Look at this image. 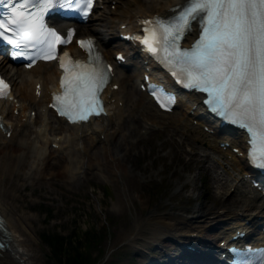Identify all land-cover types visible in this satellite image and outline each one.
<instances>
[{"label":"bare ground","instance_id":"obj_1","mask_svg":"<svg viewBox=\"0 0 264 264\" xmlns=\"http://www.w3.org/2000/svg\"><path fill=\"white\" fill-rule=\"evenodd\" d=\"M185 1L138 0L136 2L132 0L129 6L119 10L117 15H113L115 13L104 5L102 9L99 6L100 15L95 19L103 20L105 27L120 29V25L126 23L128 29H132L140 19L152 16L154 13L165 16L172 14L173 6ZM101 3L106 4V1L104 0ZM79 26L81 28H78V34L96 37L98 28L88 23L79 24ZM192 39L193 36L185 44L189 45ZM97 43L102 49L105 47L102 39H98ZM70 47L72 48L73 45ZM104 51L108 52L105 48ZM0 63L3 67L8 65L6 60H2ZM139 68L141 70V66ZM6 70L9 76L11 75L14 83L12 97L0 101L1 121H3L7 130H11L9 138H3L0 135L2 143L0 147V212L6 218L5 227H0V235L8 243L6 248H0V264H36L34 260L36 258L35 250L31 241L33 232L30 230V227H34V220L32 216L27 214L29 204L26 203V194L23 192L15 193L16 187L18 189H21V187L15 186L12 177L24 171L23 168L28 164L35 166V171L40 174H45V170L55 165V163L57 165L63 163L61 159L68 161L64 165L65 172L57 173L58 176L73 174L80 163L86 162L89 167L101 166L103 161L100 160L98 153L95 162L91 159L86 160L95 139L103 146L105 163L114 169L123 170L120 153L115 152L111 144L117 137H123L122 141L126 139L124 131L127 130L125 127L128 120L132 121L136 127L140 125L143 119L152 120L158 122V124L172 123L179 125L178 128L183 133L186 132L189 135L188 138L180 139L177 134L172 133L163 142L159 143L157 149L170 147L173 158L177 159L178 164H181L182 170L186 168L192 170L198 167L212 181L206 192V196L211 203L202 201L197 202L195 206L183 205L182 207V210L186 212H195L194 218H197V222H193L187 216L180 215V213H177L178 210L175 209L173 212H159L156 208H153L136 218L135 227L128 235L129 239L132 238V241H136L142 236H148L152 238L153 243H156L165 239L171 241V238H175L181 239V241L188 240L194 245H199L200 242L207 241V228L217 223L223 224V227L218 230L221 236L219 242H227L233 235L234 225L253 229V224L258 221V217H264L262 191L254 188L252 182L244 185L240 182L241 180L244 183L248 182L246 176L249 174L244 159L246 156L245 139L226 133L207 132L204 127L206 126L204 124L207 123L197 118L200 111H193L194 105L199 101L200 96L191 94L189 95L190 103L182 100L172 112H163L140 88L135 92L129 88L131 75L118 65L115 66L113 70L115 75L106 89L110 116L91 117L89 121L82 124H68L65 119L57 117L62 127L67 128L70 132L63 139L56 140L52 139L46 132L47 126H49L46 116H34L31 113L37 106H45V104L48 110L52 111L48 107V102L51 100L52 87L58 82L59 71L56 63L52 61L39 62L29 70L12 65ZM116 83H118L117 89L113 87ZM37 84H40L39 94L36 92ZM130 107L137 112H128ZM14 110H17L18 115H15ZM126 112L128 113L127 116ZM11 119H14L15 123ZM195 119L198 120L197 125L194 124ZM31 124L36 125L34 126V135L26 133ZM37 127L38 129H36ZM3 130L5 129L0 127V134ZM167 130V128H163L160 131H155L152 127H149V135L146 140H152L153 133L165 135ZM36 133L39 136L38 138ZM102 133H105V139L102 138ZM194 139L208 144L218 158L214 162L211 161V152L199 150V146L193 142ZM53 141L58 142L60 148H51L48 145L52 144ZM221 142H228L230 146L222 147ZM118 147H120V143H118ZM234 147H238L243 154L235 153L233 151ZM153 148L156 149V146ZM56 151H60V154L53 161L52 153ZM219 166L222 168L221 170L218 169ZM181 180L182 177H179L176 181L178 187L182 186ZM185 188L186 186H182L181 191ZM194 188H197L196 183ZM217 188H222V190H217ZM231 188H234V190H231ZM198 198L199 195L196 200ZM172 208L181 210L179 203H175ZM252 219L251 225H246L244 222V220L251 221ZM190 234L198 235V237L190 238ZM135 245L138 246L140 243L136 241ZM170 251L171 249L168 248L165 253L158 255L166 257V253ZM203 254L204 252L182 253L181 255L169 257L163 264H184L182 263L183 260L190 259L195 262L203 258ZM207 259L209 257L204 258L203 261ZM152 261L155 264L158 259Z\"/></svg>","mask_w":264,"mask_h":264},{"label":"snow or ice","instance_id":"obj_2","mask_svg":"<svg viewBox=\"0 0 264 264\" xmlns=\"http://www.w3.org/2000/svg\"><path fill=\"white\" fill-rule=\"evenodd\" d=\"M0 15V37L29 55L51 59L56 46L72 39L46 22L57 3L78 8L87 15L92 0H6ZM168 19L159 16L142 21L144 34L137 37L157 59L165 63L181 83L208 93V104L227 120L244 126L251 136L252 161L264 168V0H186ZM199 18L201 31L191 47L181 39ZM78 43L89 52L88 61L59 57L64 69L63 92L54 93V107L70 120L87 119L103 110L99 92L106 73L92 55L91 39ZM34 49V51H28ZM35 59L33 60V63ZM6 83L0 79V95ZM167 100L172 94L160 89ZM153 95L168 107L157 92Z\"/></svg>","mask_w":264,"mask_h":264},{"label":"rangeland","instance_id":"obj_3","mask_svg":"<svg viewBox=\"0 0 264 264\" xmlns=\"http://www.w3.org/2000/svg\"><path fill=\"white\" fill-rule=\"evenodd\" d=\"M131 2L132 0H112L107 3V8L118 13L119 10L128 7ZM98 15L100 12L96 9L88 24L98 28L96 34L100 39L107 41L106 48L112 57L116 48L114 46L119 43L115 36V27H105L103 20L95 19ZM137 71V66H134L129 73L135 74ZM131 79L133 81H130L129 88L135 92L137 90L135 77L132 76ZM129 111L136 113L131 107ZM42 116L47 117L48 135L52 139L56 135L68 134L67 128L62 127L61 122L54 119L51 114L43 113ZM161 124L168 129L166 134L153 133L152 140H146L149 127L160 131L163 129L159 127L160 124L152 125L150 120L143 119L136 127L132 121H127L125 127L127 130L124 131L126 139L122 141L123 137H117L111 144L112 149L120 153L123 170L114 169L105 163L103 146L95 139L86 160L91 159L95 162L98 153L100 160L103 161L101 166L89 167L86 162L80 163L79 165L83 166H79L73 174L58 176L57 173L65 172L64 165L68 161L61 159L63 163L58 165L55 163L45 170V174H40L35 171V166L28 164L23 168L26 172L22 171L12 177L15 186L21 187V189L16 187L15 193L26 194V203L29 204L27 214L34 220V227H30V230L33 232L31 241L35 250L36 264H61L43 238L44 233H60L74 239L75 234H81L83 237V231L90 227L98 235V241H92L87 248V252L92 253L97 259L95 261H101L103 264H153L150 258L155 256L158 259L155 264L164 263L166 258L158 255L163 254L162 251L159 253L158 250L151 249L152 244L148 236L136 239L140 243L138 246L135 245L136 241L128 238L135 227L136 218L153 208L159 212H173L175 209L180 215L190 217L192 213L182 210L183 205L195 206L197 202L202 201L211 203L206 192L212 181L198 167L182 170L181 164L173 158L170 147L157 149L159 143L172 133L177 134L180 139H186L189 136L175 127V124ZM34 126L31 124L26 133L34 135ZM193 142L202 152L206 150L211 152V161L214 162L217 159V155L208 144L197 139ZM48 145L51 148L54 147L51 143ZM155 146L156 149L153 148ZM58 154L60 151L52 153L53 161L59 157ZM179 177H182L181 184L186 188L176 193L179 186L176 181ZM195 183L197 188H194ZM198 195L199 198L196 200ZM175 203H179L181 210L172 208ZM142 249L148 251L150 255H146ZM171 253L174 255L175 251L172 249Z\"/></svg>","mask_w":264,"mask_h":264},{"label":"trees","instance_id":"obj_4","mask_svg":"<svg viewBox=\"0 0 264 264\" xmlns=\"http://www.w3.org/2000/svg\"><path fill=\"white\" fill-rule=\"evenodd\" d=\"M93 228H88L81 234H75L71 239L60 233H44L43 237L50 245L52 254L61 264H95V257L87 252L92 241H98V235Z\"/></svg>","mask_w":264,"mask_h":264}]
</instances>
